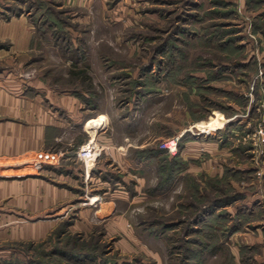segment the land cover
<instances>
[{
	"label": "rangeland",
	"instance_id": "obj_1",
	"mask_svg": "<svg viewBox=\"0 0 264 264\" xmlns=\"http://www.w3.org/2000/svg\"><path fill=\"white\" fill-rule=\"evenodd\" d=\"M0 87L107 120L0 164V264H264V0H0Z\"/></svg>",
	"mask_w": 264,
	"mask_h": 264
},
{
	"label": "crops",
	"instance_id": "obj_2",
	"mask_svg": "<svg viewBox=\"0 0 264 264\" xmlns=\"http://www.w3.org/2000/svg\"><path fill=\"white\" fill-rule=\"evenodd\" d=\"M51 104L53 108L50 110L42 103L40 96L30 98L17 89L9 90L0 87V164L24 161L34 153L44 150L49 127L64 129L69 127L68 122L76 127L82 121L89 120L86 121L84 128L95 140V136L98 135L97 133L100 135L101 128L107 122L105 115L91 120L88 117L85 118L88 113L82 111L81 102L74 96H63L59 103L52 100ZM64 115H67L66 119ZM201 131L211 133L207 132L208 130L202 129ZM69 156L71 159L76 154H69ZM97 161V159L83 161L81 170H85L87 178L92 170H105V167L98 165ZM46 167L48 169L51 166ZM66 169L76 170L72 164ZM5 170H0V198L9 194L6 185L9 180L3 179Z\"/></svg>",
	"mask_w": 264,
	"mask_h": 264
},
{
	"label": "built area",
	"instance_id": "obj_3",
	"mask_svg": "<svg viewBox=\"0 0 264 264\" xmlns=\"http://www.w3.org/2000/svg\"><path fill=\"white\" fill-rule=\"evenodd\" d=\"M177 146V139L165 144V148L169 150H175ZM97 143L92 139L87 144L81 146L77 152L79 159L87 162L90 160H96L99 156ZM33 167L36 170H42L46 165L55 164V155L47 152H39L34 154Z\"/></svg>",
	"mask_w": 264,
	"mask_h": 264
},
{
	"label": "bare ground",
	"instance_id": "obj_4",
	"mask_svg": "<svg viewBox=\"0 0 264 264\" xmlns=\"http://www.w3.org/2000/svg\"><path fill=\"white\" fill-rule=\"evenodd\" d=\"M191 131H192V130H191ZM201 132H203V131H201ZM201 132H200V133H201ZM179 140H180V137H179V138H177V144H178Z\"/></svg>",
	"mask_w": 264,
	"mask_h": 264
}]
</instances>
